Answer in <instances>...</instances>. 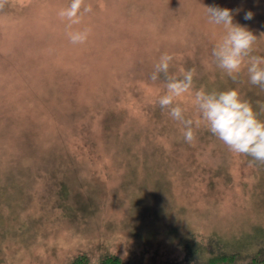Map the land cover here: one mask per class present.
<instances>
[{
	"label": "rangeland",
	"instance_id": "1",
	"mask_svg": "<svg viewBox=\"0 0 264 264\" xmlns=\"http://www.w3.org/2000/svg\"><path fill=\"white\" fill-rule=\"evenodd\" d=\"M70 3L0 0V264L263 259L264 165L197 125L191 94L178 101L196 133L186 143L158 104L163 74L149 77L167 52L169 75L191 69L193 90H237L264 121L247 67L234 81L216 66L224 29L204 9L233 10L264 56V0H83L69 28L58 13Z\"/></svg>",
	"mask_w": 264,
	"mask_h": 264
},
{
	"label": "clouds",
	"instance_id": "2",
	"mask_svg": "<svg viewBox=\"0 0 264 264\" xmlns=\"http://www.w3.org/2000/svg\"><path fill=\"white\" fill-rule=\"evenodd\" d=\"M83 0H71L70 5L59 11L62 19L69 21L68 27L81 21ZM208 22L221 26L224 34L212 49V57L216 66L223 70L234 81L242 70L247 67L249 83L264 90V56L253 55L257 37L245 26L233 22V10L218 5L204 7ZM91 6L83 8L84 13L91 12ZM245 20L253 19V13L248 11ZM90 29L70 31L69 40L72 44H83L87 41ZM174 56L167 52L161 54L150 80L155 82L163 74L165 93L158 99L161 109L183 125L182 136L186 143L191 144L196 139L193 121L184 116L185 109L178 102L187 94H191V103L197 109L200 120L211 134L225 144L228 150L237 155L250 157V164L264 165V121L257 118L256 113L247 101L240 98L237 90L208 92L203 88L194 89V71L179 70L180 77L169 75V67Z\"/></svg>",
	"mask_w": 264,
	"mask_h": 264
},
{
	"label": "trees",
	"instance_id": "3",
	"mask_svg": "<svg viewBox=\"0 0 264 264\" xmlns=\"http://www.w3.org/2000/svg\"><path fill=\"white\" fill-rule=\"evenodd\" d=\"M261 251V250H260ZM259 251V252H260ZM259 252L254 257H251L248 261V264H264V258L258 259ZM211 253H213L211 251ZM218 252L217 255H211V257L208 259H205L204 261H200V263L197 264H238L239 261H241V253L238 251L236 253H232L230 255H227L225 253ZM70 264H89L87 259L84 256H78ZM99 264H122L121 260L118 257L115 256H107L105 258H102Z\"/></svg>",
	"mask_w": 264,
	"mask_h": 264
}]
</instances>
